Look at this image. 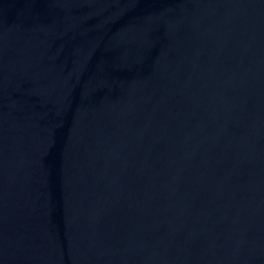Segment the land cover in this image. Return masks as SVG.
<instances>
[{
  "label": "water",
  "instance_id": "water-1",
  "mask_svg": "<svg viewBox=\"0 0 264 264\" xmlns=\"http://www.w3.org/2000/svg\"><path fill=\"white\" fill-rule=\"evenodd\" d=\"M0 264H264V0H0Z\"/></svg>",
  "mask_w": 264,
  "mask_h": 264
}]
</instances>
